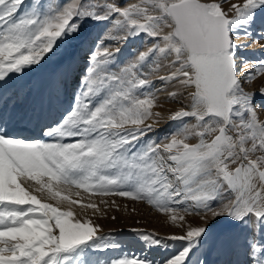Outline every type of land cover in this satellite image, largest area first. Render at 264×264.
<instances>
[{
  "label": "snow or ice",
  "instance_id": "6c2138e0",
  "mask_svg": "<svg viewBox=\"0 0 264 264\" xmlns=\"http://www.w3.org/2000/svg\"><path fill=\"white\" fill-rule=\"evenodd\" d=\"M261 18L264 0H0V264H264V86L244 87L264 59L236 42ZM139 36L152 47L124 60L105 43ZM54 59L44 82L19 83ZM160 93L180 105L167 117ZM73 189L143 201L181 233L130 228L142 250L106 256L122 242L77 217L104 213Z\"/></svg>",
  "mask_w": 264,
  "mask_h": 264
},
{
  "label": "rangeland",
  "instance_id": "374dc122",
  "mask_svg": "<svg viewBox=\"0 0 264 264\" xmlns=\"http://www.w3.org/2000/svg\"><path fill=\"white\" fill-rule=\"evenodd\" d=\"M108 2H117V0H108ZM138 0H120V3H136ZM219 2V0H218ZM231 3L242 4L243 0H230ZM222 7L225 11L228 10L229 4H223ZM229 15H234L233 12H229ZM264 20V18H261ZM261 20H258L256 26V33H254L253 37L247 38L244 36H240L237 39V43H247L250 45L247 49L242 51L244 57L248 58L250 61H256L264 59V37L259 35V32L264 30L260 27ZM103 28L102 25L90 24L89 31H101ZM113 35H123V33L113 32ZM110 49L114 50L116 48L121 49L120 59L124 60L133 56L134 53L139 51H146L150 47H152V41L145 36H139L134 39H129L127 44L123 43H114L110 41L105 42ZM53 67L46 70V63L42 64L39 67L33 68L31 71L25 73L23 78L19 81L21 84H29L33 83L41 84L46 80V78L50 75L52 71H54L56 67V61L54 59ZM167 63V61H164ZM251 67V64L249 65ZM167 70L164 72H160L157 75H164ZM156 77H153L155 79ZM161 85L159 82L156 83L155 87L159 88ZM264 86V76L258 77L251 84H245V90L247 91H258L260 87ZM76 87V81L71 86L69 93L63 98V106H68L72 90ZM171 87H169V91H171ZM161 99L159 101L160 107H156L154 111L161 112L164 116L170 115L171 111H174L176 108L180 107L175 101L170 99H164L165 93H160ZM262 98H257V103L259 104ZM187 102V101H186ZM66 106H65V105ZM259 115L261 119H264V108L258 109ZM194 123L195 121H191ZM161 131L156 132L154 134L155 137L159 138L165 135L170 129L176 127V122L163 121L158 126ZM197 140L193 139L190 143H196ZM27 186V185H26ZM79 191L80 195H73V199H79L83 204H87L89 202L96 203L100 210L104 213L103 215H92L91 210L88 211V215L85 216L79 210V206L75 209L77 217L82 221L85 219H91L94 225H99L103 232L113 231L117 233V238L122 242V248L118 249L115 252L106 253V256L110 257H119L124 253H139L142 250V245L137 241L135 233L128 231L130 228H142L148 231H154L161 236H167L170 234H180L181 230L179 227L173 225L167 218L166 215L159 213L158 211L151 208L145 202H135L129 198H121L118 196H107L101 197L95 192L85 191L83 189H73V192ZM43 200L44 196L36 193ZM67 195V193H64ZM102 200H107L108 204L104 205L101 203ZM49 203L56 204L55 201H46ZM114 202V203H113ZM61 207H65V205H61ZM203 214L197 215L195 213L186 214V220L192 224V226H198L203 224V219L201 218ZM115 217V219H113ZM226 228L224 223H217L215 228L213 229L214 233H219ZM123 230V231H120ZM169 252H165L163 250L153 251L150 255L154 256L156 259H162L165 256L169 255ZM210 259L216 260L217 255L213 251L210 255Z\"/></svg>",
  "mask_w": 264,
  "mask_h": 264
},
{
  "label": "bare ground",
  "instance_id": "6f19581e",
  "mask_svg": "<svg viewBox=\"0 0 264 264\" xmlns=\"http://www.w3.org/2000/svg\"><path fill=\"white\" fill-rule=\"evenodd\" d=\"M54 61V60H53ZM47 65L45 66L46 70L52 68L54 65H53V62L52 61H49L48 63H46ZM75 83V81H73L72 85ZM32 85H39L38 83H33ZM71 85V86H72ZM71 89V87L69 88V90ZM69 90H68V93H69ZM64 102V101H63ZM65 105V104H64ZM67 105V104H66ZM65 105V106H66ZM64 107V106H63ZM67 107V106H66ZM53 117H56V110L55 108L53 109V113H52ZM22 135L24 136H29L31 135V133H28V132H23ZM151 254V253H150Z\"/></svg>",
  "mask_w": 264,
  "mask_h": 264
}]
</instances>
